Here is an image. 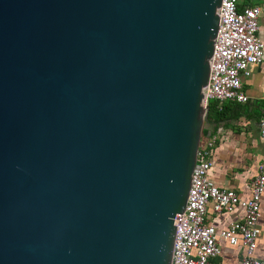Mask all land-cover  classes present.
I'll use <instances>...</instances> for the list:
<instances>
[{"label": "water", "instance_id": "obj_1", "mask_svg": "<svg viewBox=\"0 0 264 264\" xmlns=\"http://www.w3.org/2000/svg\"><path fill=\"white\" fill-rule=\"evenodd\" d=\"M220 4L0 0V264H171Z\"/></svg>", "mask_w": 264, "mask_h": 264}, {"label": "built area", "instance_id": "obj_2", "mask_svg": "<svg viewBox=\"0 0 264 264\" xmlns=\"http://www.w3.org/2000/svg\"><path fill=\"white\" fill-rule=\"evenodd\" d=\"M238 0H221L219 23L214 39L210 72L202 105L210 102L246 103L248 96L242 88L243 79L252 74L253 67L262 63L264 45L258 36L259 6L238 10ZM264 102V91L262 95ZM259 135L264 145V111L259 120ZM216 137H201L191 176L188 198L177 227L171 264H210L220 254L218 240L242 247L240 264H264L255 256L261 231L260 198L264 192L262 167L251 183V196L241 199L232 190L221 189L209 178L213 164ZM215 213L230 212L236 207L244 210L242 221L217 231L206 223L207 206Z\"/></svg>", "mask_w": 264, "mask_h": 264}, {"label": "crops", "instance_id": "obj_3", "mask_svg": "<svg viewBox=\"0 0 264 264\" xmlns=\"http://www.w3.org/2000/svg\"><path fill=\"white\" fill-rule=\"evenodd\" d=\"M243 7L257 5L261 12L258 17V36L264 45V0H238ZM242 88L248 96L244 104L245 112L237 121L227 122L214 128L216 144L213 150V164L209 178L219 188L232 190L241 199L251 196V183L262 167L264 176V145L259 135V120L263 115L264 102V58L253 67L249 78L243 79ZM258 227L261 234L257 241L255 256L264 261V192L260 198ZM244 210L236 207L230 212L215 213L212 204L207 206L206 223L217 231L227 229L235 222L242 221ZM220 254L210 260V264H240L242 247L218 240Z\"/></svg>", "mask_w": 264, "mask_h": 264}, {"label": "trees", "instance_id": "obj_4", "mask_svg": "<svg viewBox=\"0 0 264 264\" xmlns=\"http://www.w3.org/2000/svg\"><path fill=\"white\" fill-rule=\"evenodd\" d=\"M238 10L242 11L245 7L240 4L237 5ZM208 121L217 124V126L224 121H237L239 117L245 112L244 104L236 102H217L212 101L208 105ZM215 131L211 133L213 136ZM207 131H202V137H206Z\"/></svg>", "mask_w": 264, "mask_h": 264}, {"label": "rangeland", "instance_id": "obj_5", "mask_svg": "<svg viewBox=\"0 0 264 264\" xmlns=\"http://www.w3.org/2000/svg\"><path fill=\"white\" fill-rule=\"evenodd\" d=\"M253 1V0H252Z\"/></svg>", "mask_w": 264, "mask_h": 264}]
</instances>
